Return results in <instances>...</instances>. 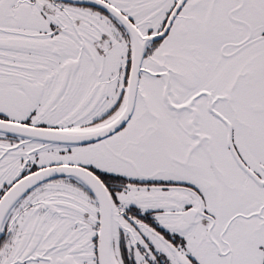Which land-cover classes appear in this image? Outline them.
<instances>
[{"label":"snow or ice","instance_id":"snow-or-ice-1","mask_svg":"<svg viewBox=\"0 0 264 264\" xmlns=\"http://www.w3.org/2000/svg\"><path fill=\"white\" fill-rule=\"evenodd\" d=\"M0 264H264V0H0Z\"/></svg>","mask_w":264,"mask_h":264}]
</instances>
